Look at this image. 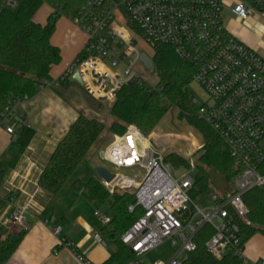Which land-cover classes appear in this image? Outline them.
Listing matches in <instances>:
<instances>
[{
  "label": "built area",
  "instance_id": "2783aa9c",
  "mask_svg": "<svg viewBox=\"0 0 264 264\" xmlns=\"http://www.w3.org/2000/svg\"><path fill=\"white\" fill-rule=\"evenodd\" d=\"M20 1L1 0V8L15 9ZM69 19L85 34V44L70 65L42 87L76 81L73 75L78 72L93 99L109 101L133 77L144 84L135 70L138 63L143 65V51L133 36L138 31L147 41L170 45L183 61L195 66L193 83L207 97L199 114L218 133L234 162L236 176L226 191L214 190L207 202L199 204L190 195L196 163L190 160L185 172L175 177L168 152L156 149L153 136L135 125L103 148L101 158L116 170L145 171L139 179L101 172V183L110 192L133 189L136 201L129 210L139 206L143 211L121 235L135 255L126 264H147L144 257L165 241L177 246L176 252L148 264H184L196 248L195 235L207 224L214 233L205 247L216 258L233 254L240 264H264L247 257L239 222L249 212L244 195L264 186V56L229 27L231 21H264V0H87ZM29 98L18 97L13 106ZM0 127L15 132L10 107L1 114ZM25 213L26 208L19 206L3 219L9 232L29 228ZM95 215L110 225L109 214L97 210ZM44 221L51 224L49 218ZM51 227L55 235L60 233L61 226ZM94 239L103 241L100 232ZM60 244L71 246L65 238ZM75 254L81 264H95L84 254Z\"/></svg>",
  "mask_w": 264,
  "mask_h": 264
},
{
  "label": "trees",
  "instance_id": "16d2710c",
  "mask_svg": "<svg viewBox=\"0 0 264 264\" xmlns=\"http://www.w3.org/2000/svg\"><path fill=\"white\" fill-rule=\"evenodd\" d=\"M87 0H21L15 9L1 8L0 0V116L18 97L33 96L46 82L51 80L53 65L61 60V50L51 42L55 32L56 19L71 18L77 15ZM43 5L52 8L46 23L35 21V15ZM136 28L135 25L131 24ZM153 50V62L159 77L156 87L136 82L125 84L116 93L110 107L114 118L107 126L98 118L80 113L71 125L65 137L56 146L40 178L39 185L53 197L65 186L79 166L88 161L93 148L102 133L121 135L129 125H135L144 134L149 135L167 115L177 108L180 115L188 118L197 126L203 136V146L198 149L197 169L199 177L191 191V198L200 201L208 198L215 190L210 173L213 169L222 175L227 183L236 176L233 159L223 147V141L212 126L199 116V107L193 100L191 84L195 66L183 61L174 49L165 43L147 41ZM10 145L15 165L19 157L32 140L33 128L22 125L14 132ZM167 161L174 167H188L190 161L176 152L167 153ZM73 186L79 189L87 187L101 205L109 206L111 223L104 226L100 233L103 242L113 248L110 258L103 264H126L135 258L128 246L122 243L121 235L142 215V208L135 204L133 189H119L110 192L95 176L86 182L75 180ZM248 207L245 220H240L245 242L257 234L264 236V186L248 191L244 197ZM48 212V210H47ZM56 218L52 224L60 223ZM26 230H14L4 241H0V263H6L18 248ZM211 225L203 226L195 235L196 248L184 264H240L233 254L218 259L205 247L206 241L213 235Z\"/></svg>",
  "mask_w": 264,
  "mask_h": 264
},
{
  "label": "crops",
  "instance_id": "0c3cea01",
  "mask_svg": "<svg viewBox=\"0 0 264 264\" xmlns=\"http://www.w3.org/2000/svg\"><path fill=\"white\" fill-rule=\"evenodd\" d=\"M47 8L49 11L44 12L46 18H42V13L39 16L36 14V22L46 23L52 12L51 7ZM64 18L67 21L65 33L56 24L51 37V42L61 50V60L53 65L51 80L70 65L86 41L85 34L69 18ZM77 84L80 83L68 81L60 87L46 85L29 99L13 106L11 117L15 123V132H19L22 125L35 131L27 148L13 166H9V163L12 160L10 145L14 134L0 127V241L13 233L5 227L3 219L17 207L26 208L25 219L29 225L18 248L3 264H81L75 251L84 254L95 264H103L113 252L112 247L94 239V234L105 226L95 211L109 214V206L101 205L87 187L77 189L73 186L75 180L86 182L85 179L70 181V178L55 197L39 185V178L52 153L80 113L107 122L108 126L114 120L111 114L106 118L107 113L102 108L95 107L80 95L78 87L91 97L82 85ZM108 102L110 113L113 100ZM165 117L158 127L167 124ZM153 136L163 139L159 132ZM202 144L203 141L196 142L193 149H199ZM100 153L101 150L98 151L99 156ZM94 163L100 175L107 167L116 170L108 163L103 166H99L101 164L98 161ZM45 218L50 219V225L45 223ZM56 218L61 220L56 224L61 226L58 235L54 234L51 227ZM60 238H65L71 246L60 244ZM245 253L252 262L264 260V236L257 234L250 238L246 242Z\"/></svg>",
  "mask_w": 264,
  "mask_h": 264
},
{
  "label": "rangeland",
  "instance_id": "374dc122",
  "mask_svg": "<svg viewBox=\"0 0 264 264\" xmlns=\"http://www.w3.org/2000/svg\"><path fill=\"white\" fill-rule=\"evenodd\" d=\"M47 5H43L39 11L37 12V15H41L42 18H46L45 11L48 10ZM49 11V10H48ZM47 12V11H46ZM66 19L61 16L58 19H56V24L58 29H62V31H66L67 27ZM66 24V25H65ZM229 27L231 30H235L238 35L242 37L247 43H249L252 47L259 50V52L264 56V21H246V22H233L231 21L229 23ZM65 33V32H64ZM134 40L138 48L147 53L150 57L153 56V50L150 46V44L147 42V40L140 34L138 31L134 32ZM135 70L137 71L140 79L144 82L145 85L149 87H156L159 82V77L157 75L156 70L149 72L145 69V67L138 63L135 66ZM81 86V84H77ZM78 93L84 97L95 107L102 108L107 113L106 118L110 113L108 112V107L110 102L108 101H97L89 97L87 94H85L84 90L78 87ZM191 92L193 94V100L195 104L200 108L201 105H203L206 102V94L202 87L196 83L191 84ZM200 116V114H199ZM201 117V116H200ZM166 125L160 124V126L157 127L149 134L151 136L154 135L156 132L159 136H163V139H158L157 137L153 136L152 144L153 146L162 151L163 153H170V152H176L182 157H185L186 159L193 160L196 165L198 163V156L199 152L198 149H193L196 142L203 141V136L198 129L197 126L190 123L188 118L184 115H180V111L177 108L171 109L166 117ZM105 124L107 122H104ZM108 126V124H106ZM118 136V134H115L113 132H110L108 129H106L95 147L93 148V151L91 153V156L88 161L83 162L75 174L71 177L70 181H73L74 179H85L86 181L90 178V176H96L98 178L101 177L100 172L96 170L95 163L96 161L100 162L99 166H103L106 162L99 156L98 151L102 150L103 148L110 145ZM165 140V141H164ZM173 149V150H171ZM174 170V176L179 177L182 175L185 170L184 167H175ZM106 170L112 172L114 175L121 172L125 175L132 176L136 179H139V177H142L144 174V170L141 169V171H124V170H115L112 168H105ZM212 181H213V187L218 192H224L226 191V188L228 186L227 180L220 174L216 173L213 169H210ZM199 177V171H197L195 175V179ZM196 203L200 204V200L198 198L194 199ZM204 201H206L204 199ZM207 202V201H206ZM177 250V246H174L171 242L165 241L163 244L158 246L153 251L149 252L145 257V261L147 263L152 262L155 259H162L167 260L171 255H173Z\"/></svg>",
  "mask_w": 264,
  "mask_h": 264
},
{
  "label": "water",
  "instance_id": "95a60500",
  "mask_svg": "<svg viewBox=\"0 0 264 264\" xmlns=\"http://www.w3.org/2000/svg\"><path fill=\"white\" fill-rule=\"evenodd\" d=\"M141 62L143 63V65L145 66V68L149 71L152 72L154 71V62L152 60L151 57H149V55H147V53L142 52L141 54ZM73 78L78 82V83H82L81 78L79 76V73L76 72L73 75ZM136 82V77H133L129 82L128 85H133ZM100 156H102V154L100 153ZM167 167L169 168V170H172V167L170 165H167Z\"/></svg>",
  "mask_w": 264,
  "mask_h": 264
}]
</instances>
